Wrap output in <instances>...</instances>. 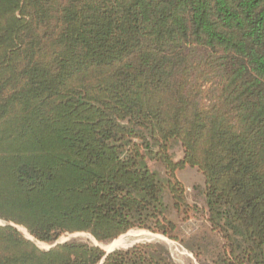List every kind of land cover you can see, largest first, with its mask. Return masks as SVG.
I'll list each match as a JSON object with an SVG mask.
<instances>
[{
  "label": "trees",
  "instance_id": "trees-1",
  "mask_svg": "<svg viewBox=\"0 0 264 264\" xmlns=\"http://www.w3.org/2000/svg\"><path fill=\"white\" fill-rule=\"evenodd\" d=\"M166 191L206 217L213 264H264V0H0V264H176L18 229L181 242Z\"/></svg>",
  "mask_w": 264,
  "mask_h": 264
},
{
  "label": "rangeland",
  "instance_id": "rangeland-1",
  "mask_svg": "<svg viewBox=\"0 0 264 264\" xmlns=\"http://www.w3.org/2000/svg\"><path fill=\"white\" fill-rule=\"evenodd\" d=\"M172 151L176 160L182 157V149L178 143L173 144ZM148 163L155 171L160 174V176L165 177V170L161 165L151 161H148ZM177 176L186 186L187 199L189 204L197 206L200 210L206 209L207 199L205 195L203 175L195 169L187 168L184 171L178 172ZM164 197L168 207V215L175 223L178 224V235L183 242L172 241L163 235L154 234L145 230H133L121 236L122 240L121 237H119V246L115 247L112 250L115 251L119 249H128L138 243L153 242L164 245L168 249L170 257L176 264H213V260L216 258V255L218 253V248L216 245H218L219 243V238L211 232L210 225L208 224L206 217L203 216L200 212H193L187 219H185L186 216L184 214H179L174 209L173 201L168 191L165 192ZM0 224H3V222L0 221ZM18 229L27 238L34 241L35 244L42 250H49L54 245L35 241L25 229L21 227H18ZM25 231L27 234L25 233ZM143 233L146 235H144ZM92 238L93 237L91 235L85 233L67 234L62 236L56 243L77 241L88 244L90 246L100 247L104 249V251H106L104 246H107L111 243H100L95 238ZM197 245H205V250L202 253L201 257H197L195 254V250L193 249V246Z\"/></svg>",
  "mask_w": 264,
  "mask_h": 264
},
{
  "label": "bare ground",
  "instance_id": "bare-ground-1",
  "mask_svg": "<svg viewBox=\"0 0 264 264\" xmlns=\"http://www.w3.org/2000/svg\"><path fill=\"white\" fill-rule=\"evenodd\" d=\"M133 231V230H132ZM141 232V231H140ZM26 233V231H25ZM134 233V232H133ZM27 234V233H26ZM132 234V233H131ZM144 234V233H143ZM134 235V234H133ZM146 235V234H144ZM150 235V234H149ZM127 236V235H126ZM142 236V235H141ZM93 239V238H92ZM124 239V238H123ZM121 240H122V237H121ZM95 241V240H94ZM124 241V240H123ZM120 244V239H117V240H114L113 242H111L110 244H108L107 246H104V248L106 249V251H110L112 249H114L115 247L119 246ZM42 246V244H41ZM103 246V245H102ZM123 246V245H121ZM119 248V247H118Z\"/></svg>",
  "mask_w": 264,
  "mask_h": 264
},
{
  "label": "water",
  "instance_id": "water-1",
  "mask_svg": "<svg viewBox=\"0 0 264 264\" xmlns=\"http://www.w3.org/2000/svg\"><path fill=\"white\" fill-rule=\"evenodd\" d=\"M58 244H62V243H55L51 248L57 246ZM51 248H50V249H51ZM101 249H102V248H101ZM103 250H104V249H103ZM113 251H114V250L107 251L106 253L109 254V253H111V252H113Z\"/></svg>",
  "mask_w": 264,
  "mask_h": 264
}]
</instances>
